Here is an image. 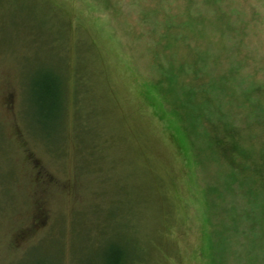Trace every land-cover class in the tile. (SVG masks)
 Here are the masks:
<instances>
[{
  "label": "rangeland",
  "instance_id": "rangeland-1",
  "mask_svg": "<svg viewBox=\"0 0 264 264\" xmlns=\"http://www.w3.org/2000/svg\"><path fill=\"white\" fill-rule=\"evenodd\" d=\"M233 141L264 150V0H0V264H264Z\"/></svg>",
  "mask_w": 264,
  "mask_h": 264
},
{
  "label": "trees",
  "instance_id": "trees-1",
  "mask_svg": "<svg viewBox=\"0 0 264 264\" xmlns=\"http://www.w3.org/2000/svg\"><path fill=\"white\" fill-rule=\"evenodd\" d=\"M229 77H232V75H229ZM233 79V77H232ZM215 89L217 90L218 93L216 102L214 103L215 105H218L217 107L219 108V111L221 112L222 110V98H221V92L227 89V84L230 80H228V76L225 74H220L219 78H215ZM228 80V81H227ZM39 87L36 88V94H37V99L41 105H48V109L50 112L54 113V109L58 107V102L61 99V86L60 83L58 84L57 80L51 79V78H42L41 81L38 83ZM160 86V92L163 97V100L167 105H170V98L167 95V90L164 89V91L161 90ZM189 107H191V104H189ZM202 107V106H201ZM199 107V108H201ZM221 112V117L222 116ZM204 117V116H203ZM226 119V118H225ZM187 120V117H186ZM183 124L185 125L184 128H186V131L188 133L193 134V123L189 119V121H184ZM213 126V124H212ZM224 130H231L233 134L235 133V129L233 128V123L229 122L228 124L223 125ZM215 129V128H214ZM208 131V130H207ZM215 132L217 130H214ZM193 132V133H192ZM213 132V131H212ZM235 134L232 136L234 137ZM209 138H211V133L209 135ZM215 144V143H214ZM230 145L231 149H233L234 156H235V163L236 160L237 162L239 160H242L243 162L247 163L245 164V167L241 170V174L243 175V180L242 184L247 185L248 187V192H247V198L251 196L250 194L253 193V191H257L258 194L257 196L263 194L264 195V150L260 151V156L256 155L255 149L252 148V144L248 143L247 141L243 142H237L233 141ZM227 145V143H217V148H216V155L218 153L222 156L223 153L226 152L227 147L223 146ZM229 145V144H228ZM248 155L252 156V159L248 157ZM257 158L256 162H254L253 158ZM248 158V160L246 159ZM233 164V163H231ZM234 170H236L234 168ZM255 175H258L260 178L259 181L255 180ZM263 177V178H261ZM239 178L233 182L234 185L239 186ZM254 188V190L252 189ZM264 198V196H262ZM120 254L115 250L112 252L110 255L107 256V264H121L122 258H119Z\"/></svg>",
  "mask_w": 264,
  "mask_h": 264
}]
</instances>
